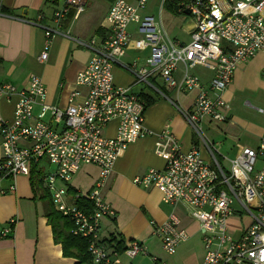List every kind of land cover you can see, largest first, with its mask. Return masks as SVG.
<instances>
[{"label": "built area", "instance_id": "1", "mask_svg": "<svg viewBox=\"0 0 264 264\" xmlns=\"http://www.w3.org/2000/svg\"><path fill=\"white\" fill-rule=\"evenodd\" d=\"M170 1L177 13L188 10L183 17L189 24L186 31L189 42L182 44L170 38L160 17L141 15L139 10L147 0H134V3L116 0L108 11L109 31L102 42L98 44L94 38L77 41L92 54L70 86L66 107L50 105L40 78L31 76L28 88L16 92L12 117L9 120L0 117V174L28 175L31 165L46 160L51 169L43 176V183L55 210L71 222L72 234L87 241L94 263H110L111 255L117 252L107 251L98 239V231L100 220L113 216L114 211L102 200L99 187L111 173L119 153L150 133L144 126V101L131 86L113 81L112 68L125 53L130 38L127 27L134 23L149 49L144 65L126 66L134 84L152 86L165 97L150 81L151 75L157 74L168 88L197 90L191 109L175 107L198 135L209 161L200 156L195 146L182 151L173 135L164 131L159 135L168 144L164 168L149 169L145 175L135 176L132 182L159 189L168 204L185 206L202 231L204 255L198 264H264V134L255 149L240 147L230 160L229 170H225L200 127L204 118L216 122L226 119L229 106L222 92L230 85L236 66L257 53H264V0ZM85 5L86 0H63V6L53 12V19L58 22L69 7L77 16ZM43 30L45 40L40 61L47 59L50 39L58 33L48 27ZM179 66L182 74L177 81L174 72ZM195 66L213 71L206 88L191 73ZM14 92L12 86L0 84L3 97ZM35 105H39L36 115ZM47 113L59 129L43 121ZM113 119L117 120L116 131L108 137L104 129ZM81 164L96 165L99 180L89 192L70 196L66 182ZM69 197L89 200L93 211L84 212L68 202ZM230 217L244 222L237 229H230ZM152 226L168 255L175 254L178 246L189 238L174 212L162 223L152 222ZM9 232L6 228L1 235ZM123 252L129 258L138 254L149 256L147 248L137 240L128 242ZM149 259L150 264H167L157 256L150 255Z\"/></svg>", "mask_w": 264, "mask_h": 264}, {"label": "crops", "instance_id": "2", "mask_svg": "<svg viewBox=\"0 0 264 264\" xmlns=\"http://www.w3.org/2000/svg\"><path fill=\"white\" fill-rule=\"evenodd\" d=\"M115 1L86 0L84 10L77 16H74V9L69 7L64 17L56 22L53 12L63 6V0H0V84L10 85L15 90L8 97L0 94L1 118L9 120L12 117L16 92L28 88L32 75L40 78L46 89V101L50 105L59 108L67 106L70 86L92 54L79 46L77 41L94 38L98 44L102 42L109 31L106 17ZM124 1L134 3V0ZM164 10L172 17L171 22L180 18L178 34H173L177 27L174 23L166 25L164 22ZM139 13L160 17L170 38L182 44L189 42L186 32L189 24L183 25V16L186 14L177 13L170 0H165L162 4L161 0H147ZM43 27L54 29L58 33L50 39L47 59L40 61L39 54L45 40ZM127 31L130 38L125 53L112 68L113 81L117 85L131 86L132 91L144 103L146 98L153 100L144 109V126L150 133L131 142L119 153L111 173L99 187L102 200L114 211V215L100 220L98 239L109 253L116 251L118 243L124 249L128 242L137 240L147 248L149 256H157L167 264H198L204 255L202 231L185 206L182 203L175 206L168 204L163 201L159 189L132 182L135 176H143L149 169L164 168L168 144L164 137L159 136L164 131L173 135L182 151L195 146L200 156L209 161L208 152L198 135L175 107L178 105L184 110L191 109L197 90L168 88L157 74H152L150 81L165 97L152 86L134 84L133 75L126 66L144 65L149 49L144 45V38L137 31L136 24L130 23ZM195 67L199 70L194 72ZM195 67L191 69V73L206 88L213 77V71L205 66ZM181 74L179 66L174 72L177 81ZM242 96H252V101L264 103V53H257L236 66L230 85L222 92V97L229 106L226 119L217 122L225 124L223 129L215 127L216 121L209 118H204L200 123V127L204 126L210 134V142L220 165L223 161L230 166V160L240 147L255 149L259 137L264 134V130L252 127L233 113V102L240 100ZM248 103V100L244 101V105ZM256 109L264 113L261 108ZM38 111L39 105H35L34 115ZM43 121L52 128H60L53 123L48 113ZM116 127L117 120H111L104 129V135L114 136ZM240 130L249 138L247 143H241L237 139ZM34 166H30L28 175L10 177L0 174V264H74L78 260L63 256L61 245L54 241L52 228L45 214L46 207L52 200L43 183V176L51 167L46 160ZM33 170L40 172L41 180H36L34 184L31 183ZM98 180L99 168L96 165L81 164L66 185L75 193H87L95 187ZM68 202L73 203V198L69 197ZM171 212L179 216L181 227L187 230L189 238L178 246L175 254L168 255L162 250L152 222H164ZM243 222L244 219L236 217L228 220L230 229H237ZM6 228L10 232L2 236L1 231ZM149 256L138 254L129 258L121 251L117 255H111L109 264H150ZM84 264L96 263L91 261Z\"/></svg>", "mask_w": 264, "mask_h": 264}, {"label": "trees", "instance_id": "3", "mask_svg": "<svg viewBox=\"0 0 264 264\" xmlns=\"http://www.w3.org/2000/svg\"><path fill=\"white\" fill-rule=\"evenodd\" d=\"M152 99L146 98L145 106L152 103ZM34 168L35 166L32 165ZM40 180V172L36 173L33 170V176H31V183ZM68 193L74 195L75 192L68 188ZM51 200V199H50ZM73 203L76 204L80 209L86 213L93 211V204L89 200L83 198L73 199ZM45 214L48 218V222L51 225L54 241L61 245L62 254L66 257H72L78 261L74 264H84L92 261V257L88 252L87 241L80 236L74 235L71 232V222L63 216L60 212L55 210L52 201L46 207ZM124 249L117 244L116 252H121Z\"/></svg>", "mask_w": 264, "mask_h": 264}, {"label": "rangeland", "instance_id": "4", "mask_svg": "<svg viewBox=\"0 0 264 264\" xmlns=\"http://www.w3.org/2000/svg\"><path fill=\"white\" fill-rule=\"evenodd\" d=\"M163 17H164V22L166 23V25H168L169 23L171 24L174 23L173 25L177 26L173 34H178L180 18H176L175 20H173V22H171L172 17L169 16V14L166 13L165 10L163 11ZM185 24L186 23L184 22L183 25ZM197 70H199L198 67H195L193 69L194 72ZM240 98H241L240 100H235L232 104L233 113L236 114L238 117H241L243 120H246L249 123V125H251L252 127H256L257 129L264 130V113H260L256 109V107H259L262 110H264V103L252 101V96H249V97L242 96ZM245 100L249 101L248 105H244ZM224 125L225 124H221L217 122L214 123V126L218 127L219 130L223 129ZM201 129L203 130V134L207 137V139L211 140L210 134L208 133V131H206L204 126H202ZM237 137H238L237 139L241 143H247V141H249V138H247V135L243 133L242 130L238 132ZM221 166L224 169L229 170V165L223 161H221Z\"/></svg>", "mask_w": 264, "mask_h": 264}, {"label": "water", "instance_id": "5", "mask_svg": "<svg viewBox=\"0 0 264 264\" xmlns=\"http://www.w3.org/2000/svg\"><path fill=\"white\" fill-rule=\"evenodd\" d=\"M184 13H185V14H188V10H185Z\"/></svg>", "mask_w": 264, "mask_h": 264}]
</instances>
